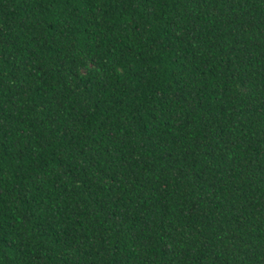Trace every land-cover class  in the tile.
I'll use <instances>...</instances> for the list:
<instances>
[{"label":"trees","instance_id":"trees-1","mask_svg":"<svg viewBox=\"0 0 264 264\" xmlns=\"http://www.w3.org/2000/svg\"><path fill=\"white\" fill-rule=\"evenodd\" d=\"M0 264H264V0H0Z\"/></svg>","mask_w":264,"mask_h":264}]
</instances>
